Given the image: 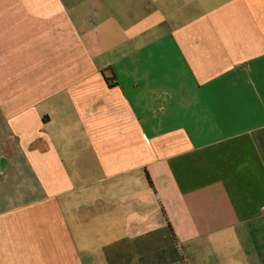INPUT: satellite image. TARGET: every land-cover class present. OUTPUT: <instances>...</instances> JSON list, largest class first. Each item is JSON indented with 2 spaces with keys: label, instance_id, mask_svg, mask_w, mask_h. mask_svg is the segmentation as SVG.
Returning <instances> with one entry per match:
<instances>
[{
  "label": "crops",
  "instance_id": "obj_1",
  "mask_svg": "<svg viewBox=\"0 0 264 264\" xmlns=\"http://www.w3.org/2000/svg\"><path fill=\"white\" fill-rule=\"evenodd\" d=\"M0 264H264V0H0Z\"/></svg>",
  "mask_w": 264,
  "mask_h": 264
},
{
  "label": "trees",
  "instance_id": "obj_2",
  "mask_svg": "<svg viewBox=\"0 0 264 264\" xmlns=\"http://www.w3.org/2000/svg\"><path fill=\"white\" fill-rule=\"evenodd\" d=\"M150 182V181H149Z\"/></svg>",
  "mask_w": 264,
  "mask_h": 264
}]
</instances>
